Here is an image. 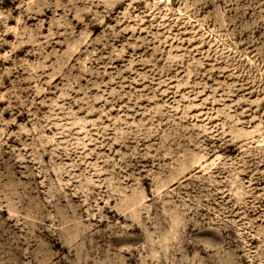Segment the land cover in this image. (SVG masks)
<instances>
[{"label":"rangeland","instance_id":"obj_1","mask_svg":"<svg viewBox=\"0 0 264 264\" xmlns=\"http://www.w3.org/2000/svg\"><path fill=\"white\" fill-rule=\"evenodd\" d=\"M0 264H264V0H0Z\"/></svg>","mask_w":264,"mask_h":264}]
</instances>
